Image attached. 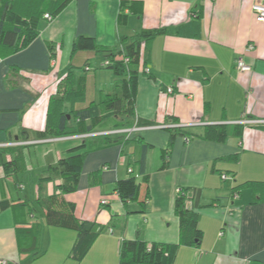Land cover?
<instances>
[{
	"label": "crops",
	"instance_id": "crops-1",
	"mask_svg": "<svg viewBox=\"0 0 264 264\" xmlns=\"http://www.w3.org/2000/svg\"><path fill=\"white\" fill-rule=\"evenodd\" d=\"M122 1L73 0L51 22L41 21L39 37L25 50L0 58V147H23L27 163L23 174L10 177L0 165V202L13 205L0 213V261L34 264L51 254L49 264H119L122 240L177 244L174 203L180 189H190L194 202L200 192L197 213L203 240L198 248L181 246L174 264H264V130L256 127L264 125V22L253 12L254 0H124L143 2L144 13L120 26ZM143 30L165 34L143 47L148 72L139 76L135 117L116 121L129 125L117 133L153 146L147 156L148 207L143 214L140 205L124 204L115 191L117 181L129 177V169L137 171L139 141L88 154L79 190L66 200L75 203L79 219L106 229L78 263L69 256L76 233L47 226L44 211L31 214L24 203L35 204L56 193L60 181L39 185L41 175L86 136L41 141L37 134L46 129L50 100L64 93L62 81L71 67L77 76H86L87 89L82 101L69 102L67 108L94 103L102 113L104 96L113 94V87L119 93V78L102 69L100 53L73 52L78 37L120 51L126 46L122 39L130 42ZM249 46L254 49L248 51ZM239 57L251 67L250 73L237 71ZM168 88L174 93L167 94ZM218 125L230 128L227 141L205 140L206 128ZM237 125L244 126L241 138L234 134ZM174 127L192 140L186 143L178 136L168 167L161 171L160 151L169 144L167 129ZM48 144L56 148L39 154L36 185L27 192L23 176L34 169L31 151ZM234 155H239L237 162L227 161ZM97 171L99 181L91 186L90 176ZM223 174L229 179L223 181ZM237 191L239 199L234 200ZM37 224L41 232L34 257L27 253L31 246L24 245L22 252L20 238Z\"/></svg>",
	"mask_w": 264,
	"mask_h": 264
},
{
	"label": "trees",
	"instance_id": "trees-1",
	"mask_svg": "<svg viewBox=\"0 0 264 264\" xmlns=\"http://www.w3.org/2000/svg\"><path fill=\"white\" fill-rule=\"evenodd\" d=\"M73 0H0V58L12 56L25 50L39 37V26L48 13L54 19ZM47 4V5H46ZM144 4L141 1H122L121 13L118 24L125 26L130 16H142ZM165 34L164 30H143L137 33L130 42L122 39L126 46L120 51L108 50L98 46L94 38L80 36L74 43L73 52H97L105 54V62L102 69L111 70L119 78V93L104 96L99 105L91 103L90 106L76 109L67 108L65 104L82 101L86 97L87 78L84 75L77 76L74 68H70L66 78L62 81L64 93L60 98H51L47 114V127L37 134L38 140L60 139L69 137L86 136L79 146L67 150L54 165H49L39 179V185L53 181H60L56 193L37 199L35 204L24 203L31 214L44 211V220L49 227L74 231L76 241L70 251V258L76 262H82L91 248L105 231L106 227L98 223L81 220L76 216L75 203L67 201L66 196L77 192L80 184L82 169L88 154L107 149L113 146H125L132 139L139 141L141 154L134 166L137 171H128L127 179L116 183L115 191L121 201L136 203L142 207L145 214L149 203L150 174L147 172V156L153 146L144 144L141 139L130 138L129 133H117L129 125L124 121L118 122L116 118L135 117V104L138 94V80L145 73V65L142 58V50L145 44L157 36ZM128 43V44H127ZM53 54V59H54ZM127 60V61H126ZM87 68L86 70H89ZM19 73L18 68H12ZM14 76V75H11ZM244 126L233 127L234 134L241 138ZM264 130V125H257ZM111 132V133H106ZM170 134L169 144L160 151L162 160L161 171L166 170L174 140L178 136L192 140L187 133L180 128L167 129ZM104 133L100 136H91ZM230 128L226 125L208 126L203 138L209 141L225 143L229 137ZM23 147H0V165L7 177L18 176L26 171L27 163ZM239 155L231 156L227 161L237 162ZM100 171L90 176V185L94 186L99 181ZM228 176L227 174H223ZM142 177V179H140ZM190 189H180L174 203V212L179 219V243L163 244L148 243L141 239L122 240L119 250V264H174L181 246L200 247L203 240V231L199 227V215L197 209L200 192L194 197L190 196ZM235 194H240L239 191ZM194 202L190 205V202ZM8 200L0 202V213L10 208ZM37 206V207H36ZM38 206H40L38 208ZM39 209V210H37ZM33 229L27 230L21 235L22 252L24 245L32 248L27 253L37 251L40 240L41 227L37 224ZM22 234V233H21ZM36 256V253L33 255Z\"/></svg>",
	"mask_w": 264,
	"mask_h": 264
},
{
	"label": "built area",
	"instance_id": "built-area-1",
	"mask_svg": "<svg viewBox=\"0 0 264 264\" xmlns=\"http://www.w3.org/2000/svg\"><path fill=\"white\" fill-rule=\"evenodd\" d=\"M208 1L216 3V2H219L220 0H208ZM252 9H253V12L256 14L257 19L260 22H264V0H254ZM45 20L51 22L53 20V18H52V16L50 14H46L45 15ZM253 49H254L253 46H249L247 50L248 51H252ZM108 65H109V62H105L104 63V66H108ZM236 69L240 73H250L252 71L251 67L245 63V61H244V59L242 57L237 58V60H236ZM146 72H148V71L145 70V73ZM166 93L171 95V94L174 93V89L168 88ZM248 123H250V122H248ZM251 123H254V122H251ZM126 132H130V131H126ZM185 142L189 143L190 140L188 138H186ZM129 172H131V170H129ZM227 179H229V176L222 175V180L223 181H226ZM237 199H239V194H236L234 196V200H237ZM103 204H107V201H103ZM0 264H9V262L5 261V260H1Z\"/></svg>",
	"mask_w": 264,
	"mask_h": 264
},
{
	"label": "rangeland",
	"instance_id": "rangeland-1",
	"mask_svg": "<svg viewBox=\"0 0 264 264\" xmlns=\"http://www.w3.org/2000/svg\"><path fill=\"white\" fill-rule=\"evenodd\" d=\"M99 55V57H100V59L102 60V64L104 63V59H103V55L100 53V54H98ZM106 71H108V72H111L112 73V71L111 70H107L106 69ZM113 90L114 91H110V92H115V88L113 87ZM120 90V89H119ZM55 145H57V144H55ZM46 146H50L49 148H40V149H38V150H35V148L31 151V159H30V163H31V165L34 167V169L32 170V171H30L29 173H28V175H27V177H25V176H23V181L25 182V188H26V191L27 192H29L30 190L29 189H31L32 190V188H35V175L37 174V172H38V168H39V166H38V164L40 163V161H41V156L39 155L41 152H45L47 149H48V153H52V151L56 148V146H54V145H50V144H48V145H46ZM33 173V174H32ZM30 177V178H29ZM231 178V177H230ZM79 190V189H78ZM77 190V191H78ZM37 207V206H36ZM40 206H38V208H39ZM37 210H39V209H37ZM43 244V243H42ZM41 249V251H40V254H43V246H42V248H40ZM35 254V253H34ZM50 257H51V254H49V255H47V256H43V257H41V258H39V260H36L35 261V263L34 264H49V260H50ZM34 261V260H33Z\"/></svg>",
	"mask_w": 264,
	"mask_h": 264
}]
</instances>
